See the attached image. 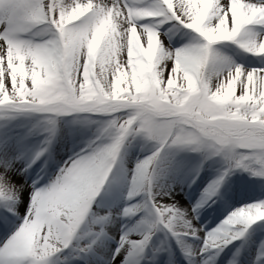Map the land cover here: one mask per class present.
Instances as JSON below:
<instances>
[{
    "label": "snow or ice",
    "instance_id": "1",
    "mask_svg": "<svg viewBox=\"0 0 264 264\" xmlns=\"http://www.w3.org/2000/svg\"><path fill=\"white\" fill-rule=\"evenodd\" d=\"M236 172L264 194V0H0V264H264Z\"/></svg>",
    "mask_w": 264,
    "mask_h": 264
},
{
    "label": "bare ground",
    "instance_id": "2",
    "mask_svg": "<svg viewBox=\"0 0 264 264\" xmlns=\"http://www.w3.org/2000/svg\"><path fill=\"white\" fill-rule=\"evenodd\" d=\"M197 163H198L197 159L193 164H192V160L189 159V162L186 163L184 167V171L181 173L179 179L176 182V191L174 193L175 200L179 202V204L182 207L185 208H190L191 205L194 204L199 199L201 194L198 192L200 185L204 184L206 186L215 177L216 170L217 168H219V164H211L210 166L206 165L204 170L201 171L199 178L196 180V182L192 183L191 186L189 187L188 185L189 182L191 181V169H193ZM239 173L241 172H236L234 174V178L232 179V182L229 183V179H228V182L225 185V188H229V186H231L229 189V195L231 196V200H230L231 205L233 207H240L241 204H238L239 203L238 201L240 199H244L247 197H250L251 199L264 198V194L261 193L260 189L255 190L252 185H249V183L244 180V178L242 177V173L241 176ZM13 179L16 183L22 182V178L20 177L14 176ZM225 188H222L221 191L223 190L225 191ZM232 190H234V194H232ZM24 197L25 199L27 198V191H25ZM212 206L215 207V215L212 218H209V216H205V214L207 211L211 209ZM19 210L23 212L24 210L23 205L20 206ZM223 218H224V213H223L222 200L220 198H217L215 203H212L210 201L207 206L201 209L199 223L205 224L209 228H211V227H215V225L218 224L220 220H222ZM202 219L204 220L203 223H201ZM118 228H119V224L117 225L116 229L112 230V233L113 234H115L116 232L118 233ZM133 239H137V237H133ZM260 239H264V237H259L257 235L252 237L254 243L250 256L253 258L255 256V245L259 243ZM226 254L227 252L221 253V259L217 262V264H220L223 261ZM229 258H231V255L229 256ZM164 260H167V256L161 255L159 258V262Z\"/></svg>",
    "mask_w": 264,
    "mask_h": 264
},
{
    "label": "rangeland",
    "instance_id": "3",
    "mask_svg": "<svg viewBox=\"0 0 264 264\" xmlns=\"http://www.w3.org/2000/svg\"><path fill=\"white\" fill-rule=\"evenodd\" d=\"M122 55L126 58V51L124 53H122ZM238 89H239V87H238ZM189 159L192 160V164H193L195 162V159L196 158L195 157H192V156L186 157L185 158V161H184V164L185 165H186V163L189 162ZM239 174L241 176V173H239ZM242 177L244 178V180L246 182L249 183V185H252L255 190H259L261 188V184L259 182L255 181V178L249 177L246 173H242ZM233 178H234V175L229 178V183L232 182V179ZM204 187H205L204 184L203 185H200L198 192L201 193L203 191ZM223 191H221V192H223ZM242 197H244V196H242ZM251 201H252V199L250 197H247V198H244V199H240L238 201L239 202L238 204H242V203H245V202H251ZM208 212H209V215H211V216L214 214V210H210ZM206 215H208V213ZM202 221H204V220H202ZM217 222H218V219H217ZM114 235H117L118 236V233H116ZM255 235L259 236L258 234H254L253 236H255ZM259 237H261V236H259ZM234 243H237V242H234ZM230 248H232V245H229V248H226L225 253L227 252V254H226L225 258L223 259V261L220 264H225L226 261H227V259H229V256L231 255V252L229 251ZM233 251H234V249H233Z\"/></svg>",
    "mask_w": 264,
    "mask_h": 264
}]
</instances>
